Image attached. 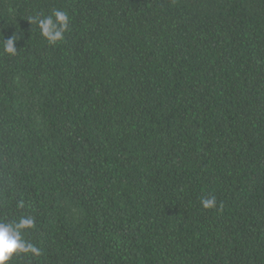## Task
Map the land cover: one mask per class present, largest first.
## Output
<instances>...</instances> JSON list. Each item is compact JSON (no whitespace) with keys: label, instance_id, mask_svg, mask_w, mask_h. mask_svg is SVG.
Wrapping results in <instances>:
<instances>
[{"label":"trees","instance_id":"obj_1","mask_svg":"<svg viewBox=\"0 0 264 264\" xmlns=\"http://www.w3.org/2000/svg\"><path fill=\"white\" fill-rule=\"evenodd\" d=\"M57 9L50 46L28 20ZM22 216L41 255L9 264H264V0H0V222Z\"/></svg>","mask_w":264,"mask_h":264},{"label":"clouds","instance_id":"obj_2","mask_svg":"<svg viewBox=\"0 0 264 264\" xmlns=\"http://www.w3.org/2000/svg\"><path fill=\"white\" fill-rule=\"evenodd\" d=\"M28 22L37 25L40 35L50 46L65 39L68 30L70 17L66 11L55 10L51 15L30 17ZM17 37L13 35L7 41L3 40V53L15 56L18 52L15 47ZM204 209H212L216 206L215 197H206L201 200ZM17 207L23 208L21 201ZM35 227V219L22 216L17 222H0V264H9V261L18 254H30L39 257L41 250L33 243L23 239V235Z\"/></svg>","mask_w":264,"mask_h":264}]
</instances>
